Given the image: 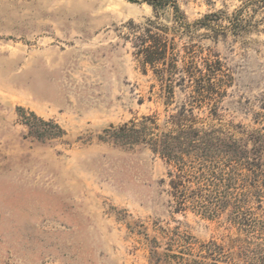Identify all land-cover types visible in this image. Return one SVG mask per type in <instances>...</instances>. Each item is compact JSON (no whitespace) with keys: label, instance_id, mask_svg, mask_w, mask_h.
Returning <instances> with one entry per match:
<instances>
[{"label":"rangeland","instance_id":"obj_1","mask_svg":"<svg viewBox=\"0 0 264 264\" xmlns=\"http://www.w3.org/2000/svg\"><path fill=\"white\" fill-rule=\"evenodd\" d=\"M175 1L194 24L246 0ZM152 18L129 0H0V264H258L264 232L234 224L228 205L215 216L177 211L172 167L146 141L143 118H157L162 133L187 95L176 86L168 100L134 55L130 23ZM172 19L167 9L159 22ZM257 20L258 31L239 38L223 19L176 39L179 50L221 61L228 77L216 115L205 107L194 116L236 139L264 129ZM33 114L64 135L33 137L25 118L48 129ZM131 122L138 133L121 139L115 130ZM258 201L248 207L264 220Z\"/></svg>","mask_w":264,"mask_h":264},{"label":"trees","instance_id":"obj_2","mask_svg":"<svg viewBox=\"0 0 264 264\" xmlns=\"http://www.w3.org/2000/svg\"><path fill=\"white\" fill-rule=\"evenodd\" d=\"M146 3L154 18L143 24L130 23V39L134 55L147 72L149 67L162 83L168 100H172L175 87L186 93V103L165 122L166 129H159L157 118L146 116V141L154 146L172 167L168 172L171 196L177 211L193 209L201 214L215 216L227 205L233 209L232 222L248 227L251 232H264V220L254 216L248 207L259 198L262 207L264 195V129L244 131L242 138L223 132L215 125L204 124L194 116L195 109L208 108L216 115L219 100L225 96L228 74L219 59L200 57L193 46L177 48L176 39L193 32V28L216 31L220 21L227 20L223 30L235 37H243L258 31L257 16H264V0H246L231 16L223 13L206 15L194 24L187 22L175 0H129ZM170 9L173 26L161 24L163 12ZM183 52V54H182ZM35 120L48 129L30 123V134L37 139H56L64 135L61 127L53 121ZM121 139L138 133L134 122L115 130ZM249 173L250 176L244 174ZM262 234V233H261ZM264 235V234H262ZM262 240L263 237L261 238ZM263 250V249H262ZM264 252V250H263ZM258 264H264V253Z\"/></svg>","mask_w":264,"mask_h":264}]
</instances>
